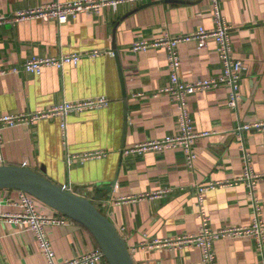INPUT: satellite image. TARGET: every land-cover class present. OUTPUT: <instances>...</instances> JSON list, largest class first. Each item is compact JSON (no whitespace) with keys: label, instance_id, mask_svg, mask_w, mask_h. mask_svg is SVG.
Segmentation results:
<instances>
[{"label":"crops","instance_id":"1","mask_svg":"<svg viewBox=\"0 0 264 264\" xmlns=\"http://www.w3.org/2000/svg\"><path fill=\"white\" fill-rule=\"evenodd\" d=\"M54 1L75 0H0V115H33L62 103H106L70 111L64 130L58 114L3 128L0 165L38 171L87 198L100 195L94 203L125 240L133 264H202L198 248L170 243L199 229L198 185L214 184L203 194L213 231L245 227L255 217L241 177L245 153L253 171L264 174V130L239 127L264 122V0H220L231 26L232 54L246 69L236 108L227 106L230 87L224 83L188 96L193 130L209 133L195 141L193 169L181 147L129 151L178 131L174 99L164 91L170 83L164 46H132L212 28L209 0H113L116 7L109 2L64 23L18 16ZM177 50L182 81L221 76L212 38L203 47L194 39L180 40ZM59 55L80 58L62 69L44 67L40 74L11 71L31 57ZM19 192L0 189V264H47L34 232L13 219L22 212ZM255 193L264 222V178ZM36 208L63 219L45 226L56 263L98 248L81 224L38 200ZM213 245V264H264V239L262 248L249 234L220 236ZM86 264L109 263L102 255Z\"/></svg>","mask_w":264,"mask_h":264},{"label":"built area","instance_id":"2","mask_svg":"<svg viewBox=\"0 0 264 264\" xmlns=\"http://www.w3.org/2000/svg\"><path fill=\"white\" fill-rule=\"evenodd\" d=\"M111 3L116 7V1L113 0H75L69 2L54 1L27 12H21L18 15L22 17H33L42 21L54 19L58 23H64L71 18L76 17L78 13L85 11L99 12L100 7L106 3ZM211 5V16L213 26L210 29L198 27L197 31L187 37L172 38L168 35L162 37L158 41L151 43L142 42L135 43L132 48L134 50L144 49L151 45H162L166 50L167 67L169 70L170 83L164 88V91L169 93L174 99L176 106V124L177 134L168 135L161 140L149 141L138 145L129 151H143L147 149L164 150L181 147L184 152L185 164L189 169H193L196 160L195 141L200 136L208 135L209 133H197L193 130V123L190 112L187 108V98L190 94L198 89L207 86H216L220 83L227 84L230 87V93L227 100V106L236 108L239 101L238 88L242 79V73L246 69L241 59L235 58L232 54V44L230 39L231 26L226 21L222 11L220 0H209ZM207 38H212L215 42L217 57L220 61L222 74L216 79L199 80L193 83L182 81L180 77L181 61L177 50V43L180 40L194 39L197 41L198 47L206 45ZM79 55H59L58 57H31L19 66L11 68V71H28L35 74H40L44 67H57L62 69L66 65H76L79 61ZM3 70H0L2 72ZM105 99H98L95 101H86L84 103H62L49 111L33 114V115H0V144L1 131L5 127L14 126L22 122L33 121L40 116H47L49 114H58L62 119V129L65 128V116L73 110H82L84 108L96 107L105 104ZM240 129L257 128L264 130V122L243 124ZM74 158V157H73ZM72 158L69 157L68 160ZM264 178V174L255 173L252 169L249 155L245 153L244 168L241 180L245 183L248 195L254 204L255 217L251 225L245 227L224 228L218 231H213L209 224V215L203 205L204 192L212 187L213 183L198 185L196 187V205L197 217L200 221L198 231L192 235H185L170 241L178 247L194 246L200 250L201 263L213 264L215 261L214 241L220 236H238L249 234L254 237L258 246L262 248L264 239V222L259 217L258 198L255 193L256 183ZM18 205L22 208V212L14 215L13 219L22 224H26L34 232L36 240L42 249L46 258L47 264H86L102 256V252L97 248L91 255L82 257L80 259H73L64 261L63 263H56L54 252L51 248L45 226L50 222H61V218L46 217L40 214L36 208V199L29 194L20 191ZM7 216V215H6ZM4 216L3 218H9ZM156 242V241H154ZM169 242V241H168ZM145 245V243H143Z\"/></svg>","mask_w":264,"mask_h":264},{"label":"water","instance_id":"3","mask_svg":"<svg viewBox=\"0 0 264 264\" xmlns=\"http://www.w3.org/2000/svg\"><path fill=\"white\" fill-rule=\"evenodd\" d=\"M0 189H17L84 226L109 264H133L114 223L95 204L101 196L85 197L57 185L42 173L20 165H0Z\"/></svg>","mask_w":264,"mask_h":264},{"label":"trees","instance_id":"4","mask_svg":"<svg viewBox=\"0 0 264 264\" xmlns=\"http://www.w3.org/2000/svg\"><path fill=\"white\" fill-rule=\"evenodd\" d=\"M95 204V203H94Z\"/></svg>","mask_w":264,"mask_h":264}]
</instances>
